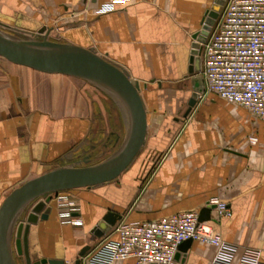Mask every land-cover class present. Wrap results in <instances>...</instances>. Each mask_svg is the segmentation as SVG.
Returning <instances> with one entry per match:
<instances>
[{
  "label": "crops",
  "instance_id": "0c3cea01",
  "mask_svg": "<svg viewBox=\"0 0 264 264\" xmlns=\"http://www.w3.org/2000/svg\"><path fill=\"white\" fill-rule=\"evenodd\" d=\"M111 2L0 1V15H16L12 28L45 27L49 39L93 47L125 68L139 83L145 106L144 143L128 167L110 182L66 192L76 198L72 217L80 225L64 219L51 194L48 217L30 224L32 259L73 264L89 246L81 264H137L133 258H111L120 221L198 214L210 199H218L228 204L231 217L215 219L212 209L214 231L240 249H258L264 264V122L207 92L203 80L186 112L194 36L214 0H129L98 12ZM84 82L0 56V203L13 188L55 166L91 164L85 160L98 148L85 146L82 138L89 133L101 144L102 159L120 145L127 128L124 113L101 89L88 91ZM167 82L190 89L178 95L182 87L175 83L174 95L168 94ZM108 210L121 218L96 237L93 229ZM214 253L213 246L192 240L179 264H215Z\"/></svg>",
  "mask_w": 264,
  "mask_h": 264
},
{
  "label": "water",
  "instance_id": "95a60500",
  "mask_svg": "<svg viewBox=\"0 0 264 264\" xmlns=\"http://www.w3.org/2000/svg\"><path fill=\"white\" fill-rule=\"evenodd\" d=\"M225 0H214L194 36L191 67L192 91L186 112L194 105L202 91L201 43L214 26ZM15 31L25 30L13 28ZM37 34V35H36ZM32 37L21 38L0 28V56L6 60L34 70L63 74L87 81L104 91L124 113L126 133L120 145L104 159L91 164L55 166L27 179L13 188L0 203V264H17L16 255L23 264H64L61 259L33 260L28 246L30 224L38 218L46 219L52 207L51 194L72 189L92 187L116 179L140 152L146 133L145 106L139 92V83L127 70L98 54L93 47L51 40L48 30L40 29ZM214 205L207 204L198 213L199 221H209ZM121 215L108 210L97 222L93 233L101 236L113 227ZM191 239L180 242L175 252L179 261ZM89 246L82 248L73 264H81L80 257Z\"/></svg>",
  "mask_w": 264,
  "mask_h": 264
},
{
  "label": "built area",
  "instance_id": "2783aa9c",
  "mask_svg": "<svg viewBox=\"0 0 264 264\" xmlns=\"http://www.w3.org/2000/svg\"><path fill=\"white\" fill-rule=\"evenodd\" d=\"M129 0H112L98 12L113 10L114 4ZM24 33H30L25 31ZM200 75L207 92L244 107L264 122V0H225L214 26L201 43ZM54 194L64 210L65 220L72 217L76 198L66 193ZM215 219L231 217L228 204L210 199ZM117 240L111 253L114 260L133 258L137 264H179L174 255L180 242L191 239L215 248L214 263L259 264L260 251L239 248L226 242L209 221H199L196 212H181L155 221H120Z\"/></svg>",
  "mask_w": 264,
  "mask_h": 264
},
{
  "label": "rangeland",
  "instance_id": "374dc122",
  "mask_svg": "<svg viewBox=\"0 0 264 264\" xmlns=\"http://www.w3.org/2000/svg\"><path fill=\"white\" fill-rule=\"evenodd\" d=\"M1 1V0H0ZM16 15L15 14H12V13H10V14H8V16H4V13H3V16L2 15H0V28H2L4 31H6V32H8V33H10V34H13V35H15V36H18V37H21V38H26V37H32L31 35L32 34H34L35 35V33H37L38 31H36V32H30V33H24V32H20V31H15L12 27L13 26H15V23H14V21L16 20ZM2 20H4V21H2ZM4 23V24H2V23ZM6 22V23H5ZM8 22V23H7ZM6 24H8V26L6 25ZM12 26V27H11ZM45 28V27H44ZM18 29V28H17ZM37 35V34H36ZM68 78V77H67ZM175 83H180L181 84V87L182 88H178L177 89V91H178V95H180V94H185L189 89L185 86V83H182V82H167L166 84H168V87H167V93L168 94H172V95H174V85H175ZM84 84H86V86H87V89H88V91H90V89L89 88H95V89H97L96 87H94V86H91V85H89V83L88 82H84ZM184 84V85H183ZM183 85V86H182ZM192 89V88H191ZM172 91H173V93H172ZM104 92V91H103ZM104 94H106L105 92H104ZM95 120V119H94ZM97 121H98V119H97ZM99 122V121H98ZM83 140H84V143H86V145L85 146H90V147H97L98 148V151H96L95 153H94V155L92 154V156L91 157H87L86 158V162L87 163H93V162H95V161H98V159H102V155H104L105 154V152L104 153H102L101 155H99L100 153H101V144H99L98 143V141L96 142H94V140H95V137L93 136V134H91V133H89V134H87L86 136H83V138H82ZM83 145V144H82ZM111 153V152H110ZM109 153V154H110ZM109 154H107V156L109 155ZM107 156H105V157H107ZM104 159V158H103ZM68 192V191H67ZM16 262H17V264H23L22 263V261H21V258L18 256V255H16Z\"/></svg>",
  "mask_w": 264,
  "mask_h": 264
}]
</instances>
